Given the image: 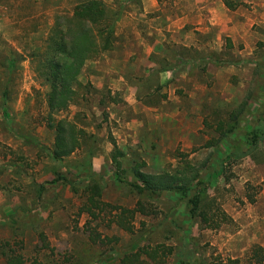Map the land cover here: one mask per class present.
<instances>
[{
	"label": "rangeland",
	"instance_id": "obj_1",
	"mask_svg": "<svg viewBox=\"0 0 264 264\" xmlns=\"http://www.w3.org/2000/svg\"><path fill=\"white\" fill-rule=\"evenodd\" d=\"M79 1L0 0V252L21 255L26 264H120L134 248L165 245L173 249L166 264H214L219 258L244 262L253 245L264 247V142L254 156L222 170L231 141H220L218 125H228L230 113L248 93L258 87L264 91V80L255 74L264 42L258 41L243 60L230 52L221 55L166 44L165 55L154 54L143 62L130 59L123 77L131 90L112 92L107 80L97 90L89 77L104 69L107 59H123L124 47L115 46L87 62L78 77L82 86L75 103L49 115V89L38 77V58L58 18L68 17ZM102 1L117 13L120 41L125 16L131 8L139 9V15L142 0ZM224 1L234 10L249 8L244 0ZM173 2L164 0L163 5ZM261 13L264 16V5ZM255 28L264 35V24ZM138 34L132 35L133 41ZM178 54L187 60H179ZM258 108L259 103L249 102L240 138L252 127H264V116L255 115ZM61 118L76 123L87 136L79 150L54 161L48 154L54 130L48 125ZM253 118L260 121L252 126L248 123ZM111 141L123 153L126 170L135 162H144L142 171L150 174L173 171L184 161L199 168L207 179L208 196L230 221L206 229L190 218L178 193L157 198L132 193L116 176ZM215 141L220 143L208 147ZM89 169L102 186L101 209L95 217L81 211L87 200L81 189ZM124 177L131 180L127 171ZM63 179L81 183L78 194ZM140 200L153 214H137L130 221L132 234L118 228L113 207L132 209ZM0 264H6L4 258Z\"/></svg>",
	"mask_w": 264,
	"mask_h": 264
},
{
	"label": "trees",
	"instance_id": "obj_2",
	"mask_svg": "<svg viewBox=\"0 0 264 264\" xmlns=\"http://www.w3.org/2000/svg\"><path fill=\"white\" fill-rule=\"evenodd\" d=\"M225 4L232 9L227 1ZM117 22V13L111 12L102 0H81L74 5L68 17L58 18L56 26L47 38V47L37 62L38 77L44 80L49 89L46 94L49 115L63 113L75 103L78 88L82 86L78 77L87 62L113 49ZM259 46L264 51V44ZM12 66L13 62H10L9 67ZM255 74L260 80H264V53L257 59ZM250 101L259 103L255 115L264 116V91L258 87L248 93L245 100L230 113L228 125L224 123L218 125V131L221 132L220 141H231L230 152L222 162V170L233 162L254 156L260 144L264 142V127L259 130L252 127L250 131L243 133L244 138L239 136L241 125L246 123L245 115L248 114ZM259 121L253 118L248 124L253 126ZM48 126L54 130L53 147L48 150L50 158L54 161H62L79 150L83 139L87 136L82 128L66 118L52 120ZM236 134L238 137H235ZM220 141L208 143V147L214 146L215 143L219 144ZM111 144L114 147L111 162L116 176L130 188L132 193L146 195L149 198H157L163 193H178L185 201L190 218L198 219L206 229L215 230L230 221L215 200L208 196L207 179L202 176L199 168L184 161L181 167L173 171L150 174L142 171L145 167L144 162H135L126 170L122 167L123 153L116 149L114 141H111ZM126 171L131 180L125 179ZM63 180L65 185L72 187V191L78 194L81 183ZM85 182L81 192L86 195L87 200L81 211L95 217L96 210L101 209L102 186L91 173V169L88 170ZM39 188L42 192L43 188L41 186ZM249 200L253 202L252 198ZM113 209L117 210L113 223L131 234L133 225L130 221L137 214L144 216L153 214L141 200L137 201L132 209L123 207H113ZM172 251V247L165 245L134 248L120 259V264H166V259ZM0 258H4L6 264H26L21 255L13 252L9 254L1 251ZM214 264H264V247L253 245L244 262L238 258H219Z\"/></svg>",
	"mask_w": 264,
	"mask_h": 264
},
{
	"label": "crops",
	"instance_id": "obj_3",
	"mask_svg": "<svg viewBox=\"0 0 264 264\" xmlns=\"http://www.w3.org/2000/svg\"><path fill=\"white\" fill-rule=\"evenodd\" d=\"M163 1L142 0L139 15L136 12L139 9H130L129 16H125L122 22L124 37L119 41L116 32L114 44V47H124L123 59H118V56L107 59L103 71L98 68L97 74L89 77V82L95 89L100 90L107 80L108 89L114 90L112 92H124L127 88L131 90L128 80L123 77L125 70L131 66L130 59L143 62L154 54L165 55L166 44L221 55L230 52L243 60L252 55L258 41L264 42V35L255 28L264 24L262 0H244L249 8L240 6L234 10L233 6L234 11L226 6L224 0H174L173 5L168 7L163 5ZM139 27L143 29L139 30ZM138 31L140 36L133 43L135 41L132 40V35L138 34ZM152 36L157 39L150 41L149 37ZM154 50H158V53ZM177 56L179 60H187L185 55ZM119 65L125 69L119 68ZM228 70L234 72V69H224V72ZM184 72L186 71L182 70L180 73ZM217 78L220 76L217 75Z\"/></svg>",
	"mask_w": 264,
	"mask_h": 264
}]
</instances>
